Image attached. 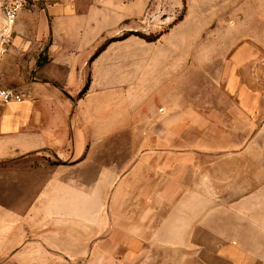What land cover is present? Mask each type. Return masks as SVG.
Wrapping results in <instances>:
<instances>
[{"label": "crops", "instance_id": "0c3cea01", "mask_svg": "<svg viewBox=\"0 0 264 264\" xmlns=\"http://www.w3.org/2000/svg\"><path fill=\"white\" fill-rule=\"evenodd\" d=\"M69 3L50 8L59 11ZM53 19L32 23L41 35L45 28L53 31V22L70 25L67 18ZM26 24L23 16L16 27L24 31ZM21 38L16 35L0 58L2 86L23 94L21 101L0 100V264H207L206 239H195L191 233L199 223L191 207L193 200L214 194L200 156H220L221 149L193 144L186 134L193 127L223 133L241 129V120H250L256 104L253 92L244 88L235 105L212 110L208 117L191 106L178 113L172 105L153 111L155 103L146 102L151 114L132 115L138 106L128 108L127 126L107 131L95 99L101 104L112 85L110 69L100 65L106 62L108 48L93 58L99 48L92 51L81 67L67 63L72 48L64 53L65 62L53 58L38 64L41 52L33 64L22 66ZM239 58L238 51L234 60ZM213 116L217 119L209 118ZM226 119L229 126H224ZM116 134L125 138L113 144ZM130 138L126 150L124 143ZM117 148L118 166L111 161ZM113 193L120 200L141 202L136 212L140 221H106V200ZM150 216L157 219L149 221ZM114 230L124 233L113 239ZM217 246V255L230 264L255 262L235 238Z\"/></svg>", "mask_w": 264, "mask_h": 264}, {"label": "rangeland", "instance_id": "374dc122", "mask_svg": "<svg viewBox=\"0 0 264 264\" xmlns=\"http://www.w3.org/2000/svg\"><path fill=\"white\" fill-rule=\"evenodd\" d=\"M50 7L27 5L20 10L17 21L25 16L29 23L24 31L14 27V38L22 37V66L34 63L42 52L40 63L53 58L65 62L69 57L67 63L81 67L106 43L101 50L108 48L106 62L100 65L110 69L112 85L101 104L94 99L107 131L127 126L124 112L128 108L138 106L132 115L151 114L146 102L155 103L153 111L172 105L178 113L183 106H191L208 117L212 110L235 105L244 88L253 92L256 104L250 120H241V129L223 133L193 127L186 134L193 144L221 149L220 156L199 158L207 165L202 171H207L214 194L200 202L193 200L191 211L199 223L191 233L195 239H206L207 264H230L217 255V243L232 238L255 256L254 264H264V0H72L59 11ZM58 17L67 18L69 27L53 22V31L45 28L41 35L42 30L32 23ZM67 49L73 52L68 57ZM238 51L239 63L234 60ZM142 78L145 82L140 85ZM168 100L172 102L167 105ZM228 121L224 126H229ZM121 138L125 135H113L112 143ZM119 155L118 148L112 151L111 161L117 166ZM115 194L106 200V221H140L136 212L141 202L120 200ZM94 202L97 206L98 199ZM155 219L149 217V221ZM200 226L206 231H200ZM123 233L114 230L111 237L119 239Z\"/></svg>", "mask_w": 264, "mask_h": 264}, {"label": "built area", "instance_id": "2783aa9c", "mask_svg": "<svg viewBox=\"0 0 264 264\" xmlns=\"http://www.w3.org/2000/svg\"><path fill=\"white\" fill-rule=\"evenodd\" d=\"M72 0H3L0 19V58L11 48L14 40V27L20 10L27 5L49 6L54 3L71 2ZM23 94L13 86L0 85V100L3 103L21 101Z\"/></svg>", "mask_w": 264, "mask_h": 264}, {"label": "trees", "instance_id": "16d2710c", "mask_svg": "<svg viewBox=\"0 0 264 264\" xmlns=\"http://www.w3.org/2000/svg\"><path fill=\"white\" fill-rule=\"evenodd\" d=\"M105 45H106V43H105ZM104 44L103 45H101L100 47H99V49L94 53V55L92 56V58L94 57V56H96L97 54H98V52L105 46ZM40 58H42V55L40 56ZM39 58V59H40ZM41 61H38V64H41L40 63ZM88 88V84L85 86V89H87Z\"/></svg>", "mask_w": 264, "mask_h": 264}]
</instances>
